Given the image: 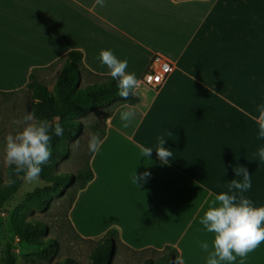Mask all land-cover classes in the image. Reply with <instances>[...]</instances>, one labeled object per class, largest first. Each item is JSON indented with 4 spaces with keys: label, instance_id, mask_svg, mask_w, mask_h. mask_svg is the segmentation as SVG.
Masks as SVG:
<instances>
[{
    "label": "crops",
    "instance_id": "obj_1",
    "mask_svg": "<svg viewBox=\"0 0 264 264\" xmlns=\"http://www.w3.org/2000/svg\"><path fill=\"white\" fill-rule=\"evenodd\" d=\"M71 50L99 75L109 74L100 53L111 50L140 81L155 53L176 64L152 96L138 93L137 104L107 118L90 160L94 178L69 210L74 229L94 238L115 227L135 250L178 246L183 264H207L201 244L211 250L212 236L199 221L232 179H242L239 166L251 175L245 197L264 206V138L254 119L264 106V0H104L103 7L96 0H0V92L23 89L34 68ZM128 106L135 116L124 127L120 113ZM159 138L173 152L168 163L155 152ZM141 146L153 150L150 157ZM134 172L149 175L136 185ZM116 193L123 197L118 214L83 232L76 222L82 198L90 204ZM159 224L169 228L155 232ZM261 257L264 244L234 264H260Z\"/></svg>",
    "mask_w": 264,
    "mask_h": 264
},
{
    "label": "trees",
    "instance_id": "obj_2",
    "mask_svg": "<svg viewBox=\"0 0 264 264\" xmlns=\"http://www.w3.org/2000/svg\"><path fill=\"white\" fill-rule=\"evenodd\" d=\"M58 66L59 75L54 87L49 89L45 83L39 80L38 72ZM117 85L118 80L112 79L109 74L99 75L88 69L83 64L81 51L71 50L48 67L34 68L29 75L28 83L23 88L32 91L35 100L32 113L37 120L46 119L53 125L58 121L64 128L62 137L50 133L52 134V154L49 162L41 166L42 171L40 173V179L45 185L29 192L26 199L20 203L12 215V227L16 236L26 248L33 251L39 260L49 259L57 253L63 256L59 264H81L70 252H63L59 238L49 236L50 228L47 224L37 217H29V214L35 210L46 211L55 196L70 193L72 197L71 208L77 193L94 178V171L89 163L76 174L53 171L52 166L57 158L68 155L70 140L81 132L83 125L79 120L80 115L104 108L106 110L105 118H108L118 106L139 102L138 95L132 96L130 94L127 100L121 98L118 94ZM0 93L7 94V92ZM93 128L102 139L105 134V125L102 128L94 125ZM92 155L91 152V157ZM6 170L9 175L13 172V169L8 166ZM22 176L23 174L20 177L12 175L15 183L8 187L0 167V208L18 191L23 182ZM67 218L78 238L86 239L94 244L89 253L90 264H112L114 256L119 254L120 246L135 252L152 251L157 254L147 257L143 264H179L180 252L175 246L166 245L163 250L153 248L135 250L121 241L116 228L108 230L100 238H85L74 229L69 216ZM6 264H17L10 244L7 247Z\"/></svg>",
    "mask_w": 264,
    "mask_h": 264
},
{
    "label": "clouds",
    "instance_id": "obj_3",
    "mask_svg": "<svg viewBox=\"0 0 264 264\" xmlns=\"http://www.w3.org/2000/svg\"><path fill=\"white\" fill-rule=\"evenodd\" d=\"M96 4L103 7L104 0H96ZM100 60L109 69L112 79L118 80V94L121 98L127 100L130 94L138 95L141 81L134 73L126 71L127 60H119L111 50H102ZM258 112V117L254 119L259 126V136L264 138V106L258 108ZM134 116V106H128L126 111L120 113V119L125 121L124 127H128V122ZM13 123L19 130L6 136L3 156L4 164L13 169L5 182L8 187L15 183L12 175L20 177L23 174V180L28 183L37 181L42 171L41 166L49 162L52 154L50 133L59 137L64 135V128L58 121L53 125L46 119L37 120L34 113H27ZM102 143L99 133L91 134L89 151H99ZM164 145L165 139L159 138L155 152L162 163H168L173 152ZM152 152L151 148L141 146L143 157H150ZM258 156L264 160V148L259 150ZM148 175L145 172L137 176L134 172L132 182L138 185V181ZM235 175L242 179H232L228 191L215 196L199 221L212 236L211 250L209 243L201 244L208 252L207 264H234L237 257L243 261L249 253L264 244V206H253V202L244 195L252 187L251 175L247 168L241 166L235 170ZM179 264H183L182 259H179Z\"/></svg>",
    "mask_w": 264,
    "mask_h": 264
},
{
    "label": "rangeland",
    "instance_id": "obj_4",
    "mask_svg": "<svg viewBox=\"0 0 264 264\" xmlns=\"http://www.w3.org/2000/svg\"><path fill=\"white\" fill-rule=\"evenodd\" d=\"M59 72V67L45 69L38 72V77L49 89H52ZM146 87L147 86L141 84L139 90L140 95L144 99L146 96H152L155 93V90L151 88L148 90L149 87ZM34 102L32 91L29 89L7 94L0 93V167L5 181L9 178V174L6 170L7 165L3 162L6 136L9 133L14 134L15 131L19 130L13 122L22 119L27 113H32ZM105 112L106 110L104 108H99L79 116V120L83 125L81 132L70 140L68 155L56 159L55 164L52 166L53 171H64L76 174L79 170L84 169L88 163L90 164L91 152L88 149V141L91 134L97 133L93 128L94 125L102 128L107 124ZM44 185L45 183L41 181L40 176L37 181L32 183L23 180L18 191L0 208V264H6L8 244L12 247L17 264H59V261L63 258L61 254L56 253L49 259L39 260L33 254L32 250L26 248L17 240L18 237L12 227V215L14 210L26 199L29 192L36 188H41ZM71 202V193L63 196H55L51 200L46 211L35 210L29 214V217H37L48 225L50 228L49 236L60 239L63 252H70L81 264H90L89 253L94 244L86 239L82 240L78 238L74 230H72V226L67 218L69 216ZM112 228L115 229V227H110L108 230ZM108 230L94 238L102 237ZM118 253L119 254L112 259V264H143L147 257L157 255L152 251L143 253L135 252L124 246H120ZM260 264H264V257H261Z\"/></svg>",
    "mask_w": 264,
    "mask_h": 264
},
{
    "label": "bare ground",
    "instance_id": "obj_5",
    "mask_svg": "<svg viewBox=\"0 0 264 264\" xmlns=\"http://www.w3.org/2000/svg\"><path fill=\"white\" fill-rule=\"evenodd\" d=\"M172 198L174 203H179L178 198H176V193L172 194ZM87 201L88 200L86 197H83L77 207V211L81 217V221L78 220L77 224L85 233L95 231L96 229L100 228L108 219L116 216L123 202V197L122 194L116 193L109 199L100 196L98 199L92 200L90 204H88ZM162 201L163 203H167V199L165 198ZM167 228L169 227L161 226L159 224L156 227L155 232H164ZM172 234H174V232Z\"/></svg>",
    "mask_w": 264,
    "mask_h": 264
},
{
    "label": "built area",
    "instance_id": "obj_6",
    "mask_svg": "<svg viewBox=\"0 0 264 264\" xmlns=\"http://www.w3.org/2000/svg\"><path fill=\"white\" fill-rule=\"evenodd\" d=\"M175 68L176 64L171 57L165 53H155L141 80V84L152 89H158L174 72Z\"/></svg>",
    "mask_w": 264,
    "mask_h": 264
}]
</instances>
